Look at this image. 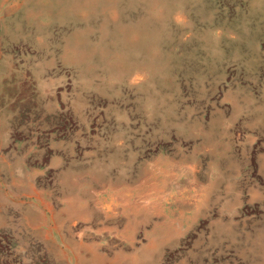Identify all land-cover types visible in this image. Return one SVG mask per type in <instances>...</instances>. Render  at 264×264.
<instances>
[{"label":"rangeland","instance_id":"rangeland-1","mask_svg":"<svg viewBox=\"0 0 264 264\" xmlns=\"http://www.w3.org/2000/svg\"><path fill=\"white\" fill-rule=\"evenodd\" d=\"M0 264H264V0H0Z\"/></svg>","mask_w":264,"mask_h":264}]
</instances>
